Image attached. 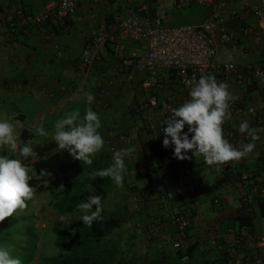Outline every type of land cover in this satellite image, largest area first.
Returning a JSON list of instances; mask_svg holds the SVG:
<instances>
[{
	"label": "built area",
	"instance_id": "1",
	"mask_svg": "<svg viewBox=\"0 0 264 264\" xmlns=\"http://www.w3.org/2000/svg\"><path fill=\"white\" fill-rule=\"evenodd\" d=\"M89 1L108 4L109 8L88 34L76 72L89 74L96 59L113 46L124 68L143 74L140 87L146 97L137 111L152 138L162 134L170 109L187 99L191 83L209 74L226 82L237 97L230 107L232 119L223 126L229 142L236 147L251 142V137L239 131L243 119L258 137L254 151L246 158L224 166L203 165L200 175L193 171L200 156H192L189 150L191 159H176L177 179L153 186L138 198L137 205L145 202L156 208L151 215L159 224L149 220L148 226H140L141 243L154 238L161 224L167 223L173 228L161 233V242H169L171 250L185 251L190 241H196L204 251L227 238L231 256L222 264H264V234L255 233L251 227L234 222L225 232L206 238L194 228L199 219L197 196L208 173L229 177L227 185L232 189L235 209L248 211L264 198V0H172V10L201 9L192 21L180 25L165 23L166 0H45L36 13L19 5H0V36L44 24L60 28ZM123 36L133 46L126 53ZM171 84L173 89H168ZM162 90H166L165 96ZM153 171L164 170H158L154 163L143 167L147 175ZM227 198L224 192L222 199ZM212 204L219 207L221 199L213 198ZM180 264L190 263L182 259Z\"/></svg>",
	"mask_w": 264,
	"mask_h": 264
},
{
	"label": "clouds",
	"instance_id": "2",
	"mask_svg": "<svg viewBox=\"0 0 264 264\" xmlns=\"http://www.w3.org/2000/svg\"><path fill=\"white\" fill-rule=\"evenodd\" d=\"M189 10H195L194 13H199L201 11V9L194 8H189ZM165 23L170 25L167 21H165ZM58 53H60V55H58ZM57 56L58 58L62 57V52H57ZM75 73L76 76L79 75L76 72V65ZM81 77H84V75H81ZM168 89H173V87L169 85ZM140 90L142 89L139 85V91ZM141 92H143L142 95H144V97L141 100L135 99L131 110H134V113L138 116V119L147 134V146L148 149L151 150V153L148 152L145 144L146 152L144 158L149 159L150 163L153 162L155 164L151 145L153 142H157L158 139L159 143L163 144V147L172 148L174 158L180 160L191 159L192 157L189 156V150H191L192 156H202L204 162L209 166H224L231 161H239L242 158H246L254 151L256 147L255 141L258 137L256 130L250 126L246 119L239 122V131L242 134L251 137V142L244 143L241 147H236L226 138L223 126L226 121L232 119L230 107L231 103L237 99V97L229 90V85L226 82L218 81L214 75H202L198 80L191 83L187 99H185V101L178 107L170 109V114L163 125L162 134H158L156 138H152L149 132L145 129L143 121L137 111L138 104L146 97V92L143 90ZM102 94L107 97L105 92L99 93V95ZM85 99L86 104L91 105L95 100V96L89 92ZM99 100L102 102L101 104H99ZM95 104L104 108L107 107V103H105L102 96L95 100ZM16 127L17 125L11 119H0V149H8L13 153L18 152V155L12 156L0 152V221L4 220L6 217L13 216L17 210L25 209L27 201L33 199L35 192V188L29 183V181H31L36 174L31 172L26 161H29L30 159L36 160L35 157H37V153L30 144L22 143L19 140L23 130L20 132L18 138ZM101 127L102 122L99 114L89 106L85 108L83 115L79 109L65 112L62 118L57 119L54 122L53 132L51 134H49L42 125L37 127L33 134L54 140L59 150H67L72 158L83 161L89 165L93 162L92 157L104 147V144L110 146L112 150L110 155L113 158V164L108 168L97 171L93 174L92 178L95 179L96 176H99L100 178L107 177L111 179L116 186L122 187L124 176L128 172H132V170L126 169L125 158L127 153L113 151L114 146L112 145L111 140H104L101 135L99 131ZM185 128H187L186 131ZM69 159L71 158H67L65 161H68ZM196 159L199 164L201 162L199 161L201 160L200 157H197ZM193 171L196 173L195 175H200L204 172L203 168L200 170L195 168ZM199 171L202 173H198ZM144 176H147V174L144 173ZM129 180L130 185L138 190L135 189L134 192L130 191L131 194L129 195L127 192L129 189H125V193H127L126 196H132L135 204L130 210L133 213L126 212L129 216H126L124 213V219H130V215L137 214L141 209L147 210V218L149 216L150 218H153L151 215L153 207H149V205L144 202L142 203L143 208H140L141 202L138 205L137 202L138 198H141L145 192L153 186L160 185V183L147 182L144 185H137L135 180H132L130 177ZM163 184L164 183L161 185ZM94 191L95 190L91 188L88 190L91 194L88 195L84 202L79 205L78 210L82 214L78 217H74L82 220L83 224H87L89 227L94 220L100 217L102 211V197L98 194L94 195ZM222 194L214 195L212 197V201L215 197L220 198L221 205L215 207L212 204L210 205L211 208L217 209L222 207L223 202L226 200L222 199ZM93 207L95 208V211H92ZM231 208L236 211V214L232 217L233 222L227 224L226 229L219 233L225 232L229 225L234 222H237L239 225L249 226L251 227L250 229L254 231L255 224H257V217H259L258 215L256 216L257 213L245 211L242 208L235 209L233 206ZM241 210H243L245 215H251V223H241L238 218L236 219L238 216L237 212ZM143 218L144 217L139 218L137 215L136 221L133 222L137 227L136 234H139L140 226L144 223L142 221ZM62 219L63 217H61L59 221ZM150 221L157 224L156 219ZM197 223L194 228H198ZM222 239H226L224 242L230 243L227 238ZM219 245L222 246L221 244ZM0 264H22V261L20 258L14 256L8 247L0 245Z\"/></svg>",
	"mask_w": 264,
	"mask_h": 264
},
{
	"label": "crops",
	"instance_id": "3",
	"mask_svg": "<svg viewBox=\"0 0 264 264\" xmlns=\"http://www.w3.org/2000/svg\"><path fill=\"white\" fill-rule=\"evenodd\" d=\"M44 2L45 0H0V5H21L25 10L36 13ZM108 8V4L89 1L87 5L80 6L76 14L66 20L60 28L44 24L41 27L14 32L10 36H0V80L2 79L0 87L7 93L16 92V94H24L25 91V94H30L28 90L32 89V94L42 96L48 104L45 111L48 110L51 116H55L56 113L64 115L65 112L73 109L84 111L86 107H92L100 116L102 127L99 131L104 140H111L113 151L127 153L126 169L132 170L130 173L136 184L166 181L170 175L167 171H153L144 176L142 170L144 166L153 164L149 159L144 158L145 144L148 145L147 134L138 116L134 110H131L133 101L138 97L135 94L136 98H134L131 90L134 87V91L136 89L139 91L142 72L124 68L113 46H109L96 59L89 74L84 77L76 76L75 65L84 42L104 10ZM122 42L125 46L124 53L132 49L133 46L128 45L126 37H122ZM59 51L62 52L60 58L57 56ZM89 92L95 96V100L102 96L107 107L97 106L95 100L91 105H87L85 98ZM100 92H105L107 97L103 94L99 95ZM161 95L165 96L166 90H162ZM14 99L15 97L12 101H15ZM102 150L108 154L112 153L110 146L106 144L100 151ZM62 151L67 154V158H72L67 150ZM136 171H140L141 175ZM210 174L208 173L206 178ZM138 175L140 178L137 180ZM213 175L216 176L214 183H218L222 188L220 194L227 192L228 198L223 202L222 207L217 209L210 207L213 217L207 221L206 226L211 223L213 227L223 230L226 224L233 222L232 217L236 211L231 208L232 189L227 185L229 177ZM248 211L258 214V203L253 204ZM222 222L224 224L221 227ZM254 232L264 234V216L257 217Z\"/></svg>",
	"mask_w": 264,
	"mask_h": 264
},
{
	"label": "trees",
	"instance_id": "4",
	"mask_svg": "<svg viewBox=\"0 0 264 264\" xmlns=\"http://www.w3.org/2000/svg\"><path fill=\"white\" fill-rule=\"evenodd\" d=\"M7 6L13 5L7 4ZM26 133L33 137V132L23 130L19 139L22 143H24ZM151 148L157 169L167 171L170 174L166 181L160 180L157 183L167 184L170 181L176 180L178 172L176 171V158L173 157L172 148H165L162 143L157 142H153ZM9 155L12 156L13 154ZM200 159L201 162L196 167L198 170L203 165H207L202 156H200ZM92 161V164L89 165L75 158L69 159L66 164L58 167L60 176L50 180L48 185L43 184L45 179H39L36 176L29 181L32 186L37 188L36 193H49L51 206L60 215L74 212L80 203L91 194L88 190L90 188L94 189L93 194H98L102 197V211L100 217L94 220L90 227L87 224H83V221L80 219L74 227L58 220L55 221L52 226L54 235L53 244L59 251L55 255L49 256L43 253L42 247H38L39 236L35 224L27 225L26 222L21 223L20 217L14 213L13 216L6 217L0 221V245L8 247L14 256L21 259L22 264H161V262L165 261L167 264L168 259L178 262V264L181 263L182 259H187L190 264H222L231 256L228 250L230 243H226L221 239L204 251L199 250L196 241H190L185 251L171 250L169 242H166V245L161 242V233L168 232L173 226L164 223L163 225L161 224L160 228L162 229L154 238L142 243L139 235L130 233L128 238H131L129 240L133 241L136 238L139 247L127 241L130 245L126 249L131 254L129 258L123 257L122 251L119 248L120 238L123 237L122 234L119 233L120 238L114 242L108 241L107 237L120 227L125 220V214H122L124 210L121 208L114 210L106 208L103 205V199L110 193L117 194L116 192H118L116 196H123L122 191L127 186L128 191L132 192L137 188L130 185L129 177L126 175L124 176L122 187L116 186L107 177L100 178L96 176L95 179L92 178L94 173L113 164V158L105 150L100 151L92 157ZM31 172H38L40 174L42 170L36 166L31 168ZM136 173H140L141 175L140 171H136ZM210 205H212V198ZM140 208H143L142 204H140ZM154 209L156 211V208H153L152 211ZM92 211H95L94 207ZM124 213H126V210ZM194 213L192 211L191 214L194 215ZM161 215L159 214L160 217ZM237 215L236 219L238 218L241 223L252 222L251 215H245L243 210L238 211ZM256 215L259 217L264 216V198L258 201V214ZM152 219L156 218H147L145 215L142 221L148 226L146 222ZM157 225H159L158 222ZM146 229L148 228L146 227ZM220 229L219 227H213L210 223L208 226L200 230L198 229V232L200 237L206 238L209 233L215 234L221 232L222 230ZM131 246H133L134 250L135 247L139 250L133 252V249L130 248ZM155 255L160 256V258H155Z\"/></svg>",
	"mask_w": 264,
	"mask_h": 264
},
{
	"label": "rangeland",
	"instance_id": "5",
	"mask_svg": "<svg viewBox=\"0 0 264 264\" xmlns=\"http://www.w3.org/2000/svg\"><path fill=\"white\" fill-rule=\"evenodd\" d=\"M171 1L172 0H166L165 1V9H164V18L167 23L169 22L170 25H179L182 23H185L187 21H192L194 19L193 17L195 10H172L171 9ZM200 10V9H199ZM199 14V13H198ZM2 80V79H1ZM0 80V81H1ZM9 87V86H8ZM10 89V87H9ZM30 90V91H29ZM28 92L30 94H19L16 92H5L0 87V119H11L16 125V132L19 138L20 132L22 130H28L29 132H34L35 129L39 126H43L45 130L51 134L53 132V125L54 122L57 119L62 118L64 115H58L56 113L55 116H51L49 111H45L47 107V103L44 101L42 96L32 94L33 90L29 89ZM131 90V93L134 95H138L137 100H141L144 95H142V90L136 91ZM127 91V90H126ZM27 92V93H28ZM128 92V91H127ZM142 95V96H141ZM15 97V101H12V99ZM8 98L10 101H8ZM75 110V109H73ZM81 110V109H80ZM72 111V110H69ZM68 111V112H69ZM81 114L84 113V111H80ZM45 121L47 123H45ZM47 126V129L46 127ZM29 135L26 133V138L24 139V143L30 144L34 150L37 153V157H35L36 160H29L26 161L29 164V169L31 170L32 167H38L40 170H42V173L33 172L36 174L35 176L39 179H45L44 185H48L50 180L53 178H58L60 176L59 171V165L60 164H66L67 161V154L63 152L62 150H59L58 147L55 144L54 140H51L49 138H45L43 136L39 135ZM30 138V139H27ZM20 139V138H19ZM146 149L149 153H151V150L148 149V146L146 145ZM59 150V151H58ZM0 152H3L2 154H13L18 155L17 153H13L8 149H0ZM127 177H130L132 180H135L133 178L132 173H126ZM140 176L138 175L136 179L138 180ZM216 176L213 174H210L204 182V185L201 188L200 194L198 196V208L200 213V220L197 223L198 229L206 227V223L209 219L213 217L212 211H210V203L211 198L214 195H220L222 192V188L218 183H214ZM136 181V180H135ZM140 182V181H139ZM138 183V182H137ZM140 184V183H138ZM34 192V197L32 200L27 201V206L23 210H17L16 214L20 217L21 223H27V225H32L33 223L37 227L36 230L38 231V247H42L43 253L46 255H55L59 250L55 245L53 244L54 235L52 232V226L55 221H59L61 217L63 219L60 221L64 224H69L72 227L75 226L76 222L79 220L74 217L80 216L82 213L78 210L79 206L74 210L72 213L60 215L58 214L51 206L50 202V195L47 192L42 193H36V187ZM128 186L126 187V189ZM129 195L131 194L130 191L127 190ZM118 194V192H116ZM117 194L110 193L105 199H103V205L106 208H109L110 210H114L117 208L123 209V213H133L131 212L132 206L135 204L134 199L132 196H126L127 193H125V190L122 191L123 196H116ZM84 202V201H83ZM81 202V203H83ZM80 203V204H81ZM147 210L141 209L137 214L130 215V219H125L119 228L115 229L108 237V241H118L119 233L122 234L123 237L120 238V249L123 257L129 258L130 251H128L126 248L131 244H134L135 246L139 247L138 241L136 238L133 239V241L129 240L131 237L128 238L130 233L136 234V225L133 223L136 221L137 215L139 218H142L146 215ZM126 214V213H125ZM126 216H129L126 214ZM70 221V222H69ZM224 222L221 223V227L223 226ZM227 227V224L224 226L223 230H225ZM122 231V232H121ZM139 234H137L138 236ZM130 242V243H127ZM134 251H138L139 249L135 247V250L133 246L130 247ZM155 258H160V256H154ZM169 262V263H168ZM161 264H166L165 262H161ZM167 264H178V262H173L172 260L168 259Z\"/></svg>",
	"mask_w": 264,
	"mask_h": 264
}]
</instances>
